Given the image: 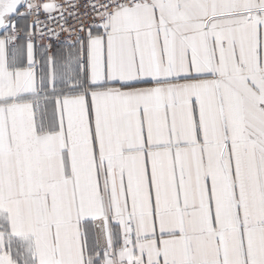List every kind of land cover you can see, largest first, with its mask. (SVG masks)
Instances as JSON below:
<instances>
[{"label": "snow or ice", "instance_id": "1", "mask_svg": "<svg viewBox=\"0 0 264 264\" xmlns=\"http://www.w3.org/2000/svg\"><path fill=\"white\" fill-rule=\"evenodd\" d=\"M0 264H264V0H0Z\"/></svg>", "mask_w": 264, "mask_h": 264}]
</instances>
